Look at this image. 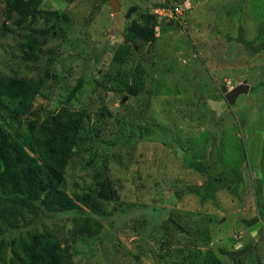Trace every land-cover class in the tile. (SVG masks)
Here are the masks:
<instances>
[{
  "label": "rangeland",
  "instance_id": "rangeland-1",
  "mask_svg": "<svg viewBox=\"0 0 264 264\" xmlns=\"http://www.w3.org/2000/svg\"><path fill=\"white\" fill-rule=\"evenodd\" d=\"M168 1L180 4L178 14L157 13ZM43 8L68 14L71 22L45 45V58L23 63L18 27L0 7V68L20 77L49 76L52 100L65 99L85 79L73 103L76 110L87 109L86 127L103 144L93 153L89 141L77 152L68 168L67 189H88L108 161L121 197L107 206L114 214L97 217L87 234H79L74 218L92 214L41 211L33 216V227L57 235L76 264H233L221 248L238 252L245 264H259L260 258L264 264V52L248 53L241 39L257 37L264 25V0H46ZM145 14L156 16V40L139 42L137 54L116 66L112 48L125 41L128 24ZM8 26L12 34L5 32ZM139 66L146 75L149 108L144 107L146 95L134 99L112 91L113 86L100 87L107 85V74ZM244 81L261 89L230 105L225 95ZM47 105L38 101L39 114ZM125 108L135 113L132 121L124 118ZM25 124L15 121L13 131ZM147 132L148 138L140 137ZM214 134L223 162L244 174L248 190L242 194L243 205L225 192L218 194L219 208L201 207L193 196L174 205L171 183L205 181L185 167L184 154L202 158L212 151ZM172 215L185 232L160 228ZM255 219L262 225L252 231L244 222Z\"/></svg>",
  "mask_w": 264,
  "mask_h": 264
},
{
  "label": "trees",
  "instance_id": "trees-1",
  "mask_svg": "<svg viewBox=\"0 0 264 264\" xmlns=\"http://www.w3.org/2000/svg\"><path fill=\"white\" fill-rule=\"evenodd\" d=\"M45 1L0 0L7 20L18 27L23 63H38V60L45 58V45L51 42L57 31L64 33L66 28L63 25L71 22V17L66 13L43 8ZM166 3L161 8L180 6H171L169 1ZM135 10L134 7L128 12L129 18ZM156 28L157 20L153 14L132 20L126 27L125 41L112 48L111 62L123 67L133 54H137L135 46L139 42L156 40ZM4 30L13 33L9 26ZM241 39L248 53L257 55L264 52V25L259 27L255 40ZM66 59H71V56ZM109 75L104 76L107 85L100 84V87L108 89L113 86L112 91L130 95L134 99L146 95L148 100L144 101V107H150V97H147L150 93H146V86L143 85L146 75L141 66L133 72L121 71L116 76ZM48 77H20L7 74L0 68V264H76L70 247H64L57 235L33 227V216L41 211L54 210L78 215L92 214L86 219L82 216L74 218L75 224L80 225L79 234L83 235L92 231L97 217L109 219L114 212L109 214L107 206L120 201L118 186L109 175L108 161L103 162L100 170L94 174L88 189H67L68 168L77 152L90 141L94 153L103 143L97 139L95 131L86 127L87 118L90 117L87 109L76 110L73 103V99L82 93L85 79L81 78L65 99L52 100L47 94ZM260 89L259 85L253 87L252 94ZM40 100L48 101V105L39 114L36 106ZM125 109L128 113L124 118L132 121L135 113ZM101 115L112 117L107 112ZM17 120H23L26 124L14 132L13 123ZM148 133L140 137L148 138ZM213 136L209 144L212 151L202 155V158L184 154L185 167L205 177V181L200 185L178 186L179 182L171 183L174 205L182 203L187 196H193L199 200L201 207L212 204L219 208L218 194L221 192L238 199L243 205L242 194L248 190L244 174L234 165L223 162L217 136ZM93 160L94 156L87 164H92ZM167 212L171 211L167 208ZM160 225L164 232L170 226L185 232L173 215L161 221ZM11 232L18 234L13 236ZM221 251L231 263L245 264L238 252L223 248ZM245 257L248 258L247 255ZM259 264H263L262 258Z\"/></svg>",
  "mask_w": 264,
  "mask_h": 264
},
{
  "label": "water",
  "instance_id": "water-1",
  "mask_svg": "<svg viewBox=\"0 0 264 264\" xmlns=\"http://www.w3.org/2000/svg\"><path fill=\"white\" fill-rule=\"evenodd\" d=\"M115 2L116 0H112V2ZM250 90V85L247 83V81H244L243 83L236 82V87L231 92H228L226 94V100L230 105H234L236 103V100L239 96L243 94H248ZM226 89H223V92H225ZM127 99V98H126ZM257 222V219L252 221H245L244 223L252 230H256L262 225L261 222H258L256 225L252 226L254 223ZM256 233V232H255Z\"/></svg>",
  "mask_w": 264,
  "mask_h": 264
},
{
  "label": "built area",
  "instance_id": "built-area-1",
  "mask_svg": "<svg viewBox=\"0 0 264 264\" xmlns=\"http://www.w3.org/2000/svg\"><path fill=\"white\" fill-rule=\"evenodd\" d=\"M180 8H181V6H175L173 8L172 7H162V8H159V10H157V13L160 14L162 12V14H163L167 11H170V12H172V14H174V13L178 14L177 12H179Z\"/></svg>",
  "mask_w": 264,
  "mask_h": 264
},
{
  "label": "flooded vegetation",
  "instance_id": "flooded-vegetation-1",
  "mask_svg": "<svg viewBox=\"0 0 264 264\" xmlns=\"http://www.w3.org/2000/svg\"><path fill=\"white\" fill-rule=\"evenodd\" d=\"M239 83H240V82H239ZM235 87H236V83H235V86H234L232 89L228 90V91L231 92L232 90L235 89ZM252 90H253V86L250 87V90H249L248 95H249V94H252ZM225 100H226V95H225ZM256 224H257V223H256ZM256 224H255V225H256Z\"/></svg>",
  "mask_w": 264,
  "mask_h": 264
},
{
  "label": "crops",
  "instance_id": "crops-1",
  "mask_svg": "<svg viewBox=\"0 0 264 264\" xmlns=\"http://www.w3.org/2000/svg\"><path fill=\"white\" fill-rule=\"evenodd\" d=\"M250 87H251V86H250ZM246 95H248V94H246ZM239 97H240V96H239ZM239 97H238V98H239ZM238 98H237V100H238ZM237 100H236V101H237Z\"/></svg>",
  "mask_w": 264,
  "mask_h": 264
}]
</instances>
